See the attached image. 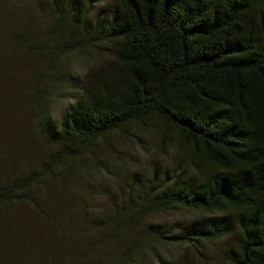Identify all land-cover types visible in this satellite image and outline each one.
Instances as JSON below:
<instances>
[{
	"label": "trees",
	"instance_id": "trees-1",
	"mask_svg": "<svg viewBox=\"0 0 264 264\" xmlns=\"http://www.w3.org/2000/svg\"><path fill=\"white\" fill-rule=\"evenodd\" d=\"M103 2L39 6H50L49 38L99 39L115 64L81 83L59 126H43L57 149L42 173L62 172L60 164L70 170L90 145L155 122L168 142L179 141L187 172L170 171L146 187L134 215L170 208L204 214L162 237L194 249L232 239L229 264H264V0H119L101 30L92 9ZM42 173L0 185V204L29 200Z\"/></svg>",
	"mask_w": 264,
	"mask_h": 264
},
{
	"label": "rangeland",
	"instance_id": "rangeland-1",
	"mask_svg": "<svg viewBox=\"0 0 264 264\" xmlns=\"http://www.w3.org/2000/svg\"><path fill=\"white\" fill-rule=\"evenodd\" d=\"M24 1L0 0V185L42 173L57 149L43 126H59L81 83L115 67L99 39L49 38L50 6L39 9L47 0ZM118 5L95 6L94 25L104 30ZM164 134L152 122L108 135L68 163L70 170L60 164L62 172H43L29 200L0 204V264H229L232 239L194 249L163 238L206 215L182 208L134 215L146 187L170 171L187 172L179 141Z\"/></svg>",
	"mask_w": 264,
	"mask_h": 264
}]
</instances>
